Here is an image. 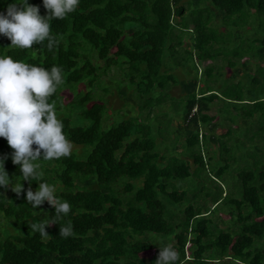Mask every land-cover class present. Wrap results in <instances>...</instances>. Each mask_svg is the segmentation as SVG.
<instances>
[{
  "label": "trees",
  "instance_id": "trees-1",
  "mask_svg": "<svg viewBox=\"0 0 264 264\" xmlns=\"http://www.w3.org/2000/svg\"><path fill=\"white\" fill-rule=\"evenodd\" d=\"M22 2L0 0V13ZM28 4L48 15L43 0ZM49 22L51 49L47 39L22 49L0 35V56L62 69L64 82L49 103L84 151L41 157L42 177L28 182L0 137L11 181L0 187V264H155L169 245L176 264H264V0H79ZM217 57L223 63L198 73ZM187 59L196 74L181 80L175 68ZM113 68L120 76L106 78ZM114 82L132 87L124 98L137 103V115L124 107L106 115L103 93ZM67 83L82 86L71 117L60 112ZM174 85L182 88L178 98L169 93ZM164 102L182 106L180 121L168 122L169 139H183L179 154L160 147L158 125L148 124ZM43 182L70 204L67 215L55 216L47 201L36 208L27 202L28 188ZM21 185L18 196L12 189ZM46 218L56 224L42 237L30 225ZM69 224L71 235H59Z\"/></svg>",
  "mask_w": 264,
  "mask_h": 264
},
{
  "label": "clouds",
  "instance_id": "clouds-1",
  "mask_svg": "<svg viewBox=\"0 0 264 264\" xmlns=\"http://www.w3.org/2000/svg\"><path fill=\"white\" fill-rule=\"evenodd\" d=\"M78 4L79 0H43L46 16H41L39 7L29 5L28 0L9 4L6 14L0 13V35L10 40L11 46L22 49H30L47 39V47L51 49L56 41L50 35L49 21L63 19ZM63 82L62 69L58 66L48 71L11 56H0V137L14 150L12 161L21 166L24 181L42 177L43 173L38 171L40 164L36 163L41 157L53 160L71 155L73 145L63 131L62 121L57 118L55 102L49 103V98ZM5 159L7 157L0 159V187L7 188L11 181L4 169ZM12 190L19 196L23 185ZM54 193L55 187L43 182L35 192L29 187L26 199L33 208L47 201L55 208V216L67 215L70 204L61 202ZM51 224L56 222L49 223L46 218L33 222L30 227L33 232L47 237L46 228ZM71 233V224L60 226L59 235L67 237ZM178 260V252L169 245L160 248L155 264H176Z\"/></svg>",
  "mask_w": 264,
  "mask_h": 264
},
{
  "label": "rangeland",
  "instance_id": "rangeland-1",
  "mask_svg": "<svg viewBox=\"0 0 264 264\" xmlns=\"http://www.w3.org/2000/svg\"><path fill=\"white\" fill-rule=\"evenodd\" d=\"M221 61H223V59L221 57H217L216 59H214V61H212V60L204 61L203 63H201L200 67L198 68V73L200 74V71L203 69V65L208 64V63H216V64L223 63ZM193 62H194L193 59L192 60L187 59L180 66H177L175 68V74L178 76V78H180L181 80H185L188 77L191 78V77L195 76L196 73H195L194 68L192 67ZM237 65H240V64H237ZM223 71L226 75L229 74L230 68L228 67L227 64L223 67ZM119 76L120 75H119L118 71L115 68H113L108 72V74L106 75V78L110 77L111 79H116ZM203 77L204 76H202V78ZM205 78H206V76H205ZM225 79H226V77L222 76L220 79V82L222 84H224ZM209 80H210L211 84L214 82V84H212V85L214 86L215 89H217L220 82L217 81L215 83L216 77L210 78ZM199 85L200 86L202 85V81H200ZM78 88H82V86L78 85V83H76V84L67 83L61 92L63 102L61 104L60 112H61V115H64V117H67V116L71 117L72 116V113H71L72 112V110H71L72 103H74L77 99V98H73L74 92ZM129 92L130 93L132 92V87L125 86V83H123L119 87L114 82L110 86L109 92L107 94L103 93L104 98L107 100V105L104 108L106 115L112 116L113 109H116L119 107H124L125 109H128L131 111L130 114L137 115L139 113V108L137 106V103H134V105H132V103H128V101L124 98L126 94L129 95ZM169 93L172 96H176L178 98L182 94V88L180 85H174V86L170 87ZM134 101L138 102V99L135 98ZM218 101H220V100H218ZM181 109H182V106L176 102H174V103L164 102L160 105H156V107L153 110L154 115L152 116L151 121L148 122V124H151L152 127L155 125V123H156V125H158V130L161 131V134H162L163 140H164L163 142L160 143V147L164 146L167 143L170 146V148H166L167 153L169 155L171 153H173V148H174V152H176L178 154L183 151V145H182L183 139H181L177 142L171 138L169 139V136L171 133H170V129H168V128H171V125L175 126L180 121L179 115H180ZM213 112L214 111H211L210 113H213ZM171 117H172L171 125L168 126V124H169L168 122H169ZM224 130H225V127L217 128V132H223ZM72 145H73V147H72L73 152H76L77 154H80V155L83 153L84 147L82 145H78L75 143H72ZM160 150L163 151L162 148ZM222 217H224L225 219H228V215H226L224 213H222ZM4 221L5 220H3V222ZM3 226L4 227L10 226V223L8 224L5 221ZM8 229L10 230V232H16L17 231V225L16 226L13 225L12 227H8ZM153 252H154L153 249L147 250V251H144L142 253V255L145 257H150L151 255H153Z\"/></svg>",
  "mask_w": 264,
  "mask_h": 264
}]
</instances>
